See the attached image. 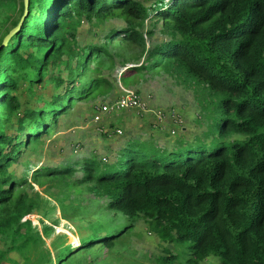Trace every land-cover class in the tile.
Masks as SVG:
<instances>
[{"label":"trees","instance_id":"trees-1","mask_svg":"<svg viewBox=\"0 0 264 264\" xmlns=\"http://www.w3.org/2000/svg\"><path fill=\"white\" fill-rule=\"evenodd\" d=\"M144 1L27 0L21 26L0 48V243L5 246L0 264L10 253L43 243L30 220L21 222L41 206L34 185L61 182L69 190L66 177L77 166L81 177L72 184L85 185L107 201L106 210L131 224L109 237L94 233L77 248L64 243L57 264H79L73 255L97 244L112 248L140 216L160 240L188 244V258L178 264H201L208 257L218 264H264V0H159L149 6ZM5 10L20 16L2 31L0 45L19 24L25 0H0V12ZM153 12L158 20L147 30ZM111 18L124 27L111 28L104 42L78 46L74 33L82 19ZM157 34L163 38L148 44ZM134 48L137 55L128 52ZM116 62L127 65L120 75L123 86L135 76L161 71L193 87L202 115L211 121L207 133L213 141L178 139L167 149L127 139L106 163L93 155L62 170H36L30 181L9 174L21 149L54 133L58 117L73 102L112 90L102 72ZM50 69L53 87L63 92L26 109L17 94L20 84L43 86ZM84 77L74 86L75 78ZM11 123L14 134L5 130ZM67 207L59 209L70 221ZM174 262L175 256L157 259V264Z\"/></svg>","mask_w":264,"mask_h":264},{"label":"rangeland","instance_id":"rangeland-1","mask_svg":"<svg viewBox=\"0 0 264 264\" xmlns=\"http://www.w3.org/2000/svg\"><path fill=\"white\" fill-rule=\"evenodd\" d=\"M155 1L159 0H145L144 3L149 6L152 3L154 5ZM154 14L155 12L144 24L147 30L158 20L153 18ZM19 16L18 11L0 12V35L2 31L9 29L11 21L18 19ZM121 27H124V22L116 18L105 21L82 19L74 33L75 39L80 48L98 44L104 42L111 28L119 30ZM156 29L159 30L160 26H156ZM162 38L157 34L147 42L151 44ZM111 45L112 49L115 48L116 42ZM128 52L137 55L139 51L134 48ZM94 65L95 63L92 67ZM126 66L116 62L112 68L102 72V76L112 83V90L104 96L73 102L67 112L58 117L54 133L49 137H43L39 144L23 147L21 154L7 172L18 180L25 175L30 181L32 173L36 170L37 172L47 169L62 170L67 165L73 167L72 163L93 155L106 163L114 157L115 152L127 139L154 142L167 149H171L178 139H186L190 143L199 140L206 144L213 141L211 135L207 133L211 121L202 115L198 94L193 87L181 85L161 71L135 76L136 81L123 86L120 75ZM62 77L68 79L65 70ZM86 78L79 80L75 78L74 86H79L78 81L82 84ZM46 79L48 82L43 86H34L35 83L30 86L25 82L20 84L17 94L20 95L21 103L26 109L38 108L42 106L43 99L63 92L64 88L53 87L55 83L52 69L46 73ZM122 89L135 91L143 100L145 109L102 113L103 102H111L119 97ZM157 112H162L160 120L154 115ZM99 116V120L94 119ZM174 117L178 122H174ZM12 123L5 127L8 134L15 133ZM117 130L122 134L119 137L114 134ZM28 134L29 132L22 134L19 140L25 141ZM74 169V174L66 177L67 182L71 184L69 190L66 185L55 180L54 184L45 182L41 188L34 185L35 191L42 197L41 206L38 211L25 215L21 222L30 220L32 226L40 233L43 243L31 244L28 246L30 248L22 253H10L2 264H57V257L61 255L64 243L66 246L77 248L79 244L89 242L87 238L94 233H99L98 237L102 235L105 237L108 233H118L131 224L121 213L106 210L107 201L95 197L85 185L72 184L81 177L79 167ZM60 204L68 206L65 212L72 218L70 221L62 219ZM41 222L49 230L44 232L45 226ZM132 225L131 229L128 228L129 230L116 239L112 248H105L103 244L94 245L73 255L75 262L79 260V264H157L158 258L168 259L175 256L174 264H178L188 258V244L176 245L160 240L142 216L132 222ZM0 249H5L1 243ZM47 252L49 259L45 262ZM201 264H218V259L208 257Z\"/></svg>","mask_w":264,"mask_h":264},{"label":"built area","instance_id":"built-area-1","mask_svg":"<svg viewBox=\"0 0 264 264\" xmlns=\"http://www.w3.org/2000/svg\"><path fill=\"white\" fill-rule=\"evenodd\" d=\"M135 109L144 110L145 104L141 99V97H139V95L135 91L129 89H122V94L119 97L115 98L111 102L104 101L103 104L101 105V112L107 114H110L112 112H120V111L135 110ZM154 115L159 120L160 117L163 116L162 112H157ZM99 118L100 116L94 117L95 120H99ZM173 120L174 122H178V119L176 117H174ZM115 134L121 135V131L117 130L115 131ZM172 134H174V131H172Z\"/></svg>","mask_w":264,"mask_h":264},{"label":"water","instance_id":"water-1","mask_svg":"<svg viewBox=\"0 0 264 264\" xmlns=\"http://www.w3.org/2000/svg\"><path fill=\"white\" fill-rule=\"evenodd\" d=\"M27 0H25V11H24V14H23V16L21 17V19H20V22H19V24L15 27V28H13L11 31H9V33L4 37V39H3V41H2V44L0 45V48L1 47H3L5 44H6V42L13 36V34L15 33V32H17V30L19 29V27L21 26V24H22V22H23V20H24V18H25V16H26V13H27Z\"/></svg>","mask_w":264,"mask_h":264},{"label":"crops","instance_id":"crops-1","mask_svg":"<svg viewBox=\"0 0 264 264\" xmlns=\"http://www.w3.org/2000/svg\"><path fill=\"white\" fill-rule=\"evenodd\" d=\"M120 112H122V111H120Z\"/></svg>","mask_w":264,"mask_h":264}]
</instances>
